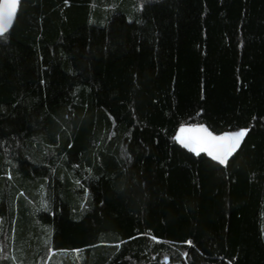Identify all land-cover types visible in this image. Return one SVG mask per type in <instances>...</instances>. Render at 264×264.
Wrapping results in <instances>:
<instances>
[{"label":"trees","instance_id":"1","mask_svg":"<svg viewBox=\"0 0 264 264\" xmlns=\"http://www.w3.org/2000/svg\"><path fill=\"white\" fill-rule=\"evenodd\" d=\"M200 124L249 131L219 165L173 139ZM0 264H264V0H21Z\"/></svg>","mask_w":264,"mask_h":264},{"label":"snow or ice","instance_id":"2","mask_svg":"<svg viewBox=\"0 0 264 264\" xmlns=\"http://www.w3.org/2000/svg\"><path fill=\"white\" fill-rule=\"evenodd\" d=\"M67 2L68 0H65V3ZM19 4L20 0H0V37L5 36L8 29L12 27ZM248 131L247 128H241L238 131L222 132L216 135L203 124L187 127L182 125L173 139L182 148L197 156L203 153L219 165H226L229 157L240 148ZM8 176L11 179V175L8 174ZM77 183L79 184V181ZM85 191L87 192V189ZM187 243L192 244L191 241Z\"/></svg>","mask_w":264,"mask_h":264},{"label":"rangeland","instance_id":"3","mask_svg":"<svg viewBox=\"0 0 264 264\" xmlns=\"http://www.w3.org/2000/svg\"><path fill=\"white\" fill-rule=\"evenodd\" d=\"M41 61H40V60ZM44 59V56L43 55H40V57L38 58V60H39V62H37V65H38V67H37V72L39 73V74H42L41 72H45V69H44V67H47L48 65H49V61H44L43 60ZM31 83H33V81L35 80V76L32 74L31 76ZM28 78V77H27ZM34 79V80H33ZM13 81H10V83H12ZM57 85V84H56ZM58 85H60V84H58ZM29 95H32V94H29ZM29 95H22L21 97H25L24 99H29Z\"/></svg>","mask_w":264,"mask_h":264},{"label":"water","instance_id":"4","mask_svg":"<svg viewBox=\"0 0 264 264\" xmlns=\"http://www.w3.org/2000/svg\"><path fill=\"white\" fill-rule=\"evenodd\" d=\"M20 2H21V0H20ZM19 7H20V4L18 5V8H17V14H18V11H19ZM16 16H17V15H16ZM15 19H16V18H15ZM15 19H14V21H15ZM14 21H13V24H14ZM12 26H13V25H12ZM11 28H12V27H10V28L8 29L7 33L11 30ZM7 33H6V34H7Z\"/></svg>","mask_w":264,"mask_h":264}]
</instances>
